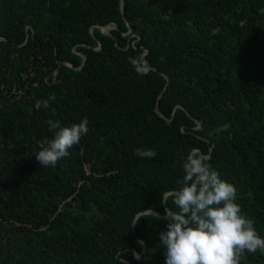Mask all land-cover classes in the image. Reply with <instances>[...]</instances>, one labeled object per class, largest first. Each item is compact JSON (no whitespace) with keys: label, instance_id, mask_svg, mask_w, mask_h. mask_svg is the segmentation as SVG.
Here are the masks:
<instances>
[{"label":"trees","instance_id":"trees-1","mask_svg":"<svg viewBox=\"0 0 264 264\" xmlns=\"http://www.w3.org/2000/svg\"><path fill=\"white\" fill-rule=\"evenodd\" d=\"M122 9L0 0V264H164L159 232L192 148L264 236V0ZM109 24L110 35L94 27ZM84 117L70 154L39 167L46 121ZM145 147L157 157L138 158ZM240 264H264V252Z\"/></svg>","mask_w":264,"mask_h":264},{"label":"clouds","instance_id":"clouds-1","mask_svg":"<svg viewBox=\"0 0 264 264\" xmlns=\"http://www.w3.org/2000/svg\"><path fill=\"white\" fill-rule=\"evenodd\" d=\"M55 99L50 96L38 101L35 107L48 109ZM52 113L55 114V109ZM46 123L53 135L33 155L39 167H55L88 134L89 121L84 117L65 126L49 118ZM135 155L154 159L157 152L145 147L138 148ZM209 160L197 148L183 157L184 174L172 193L177 210L165 209L166 230L159 232L164 264H240L246 252H264V236L237 202L236 187Z\"/></svg>","mask_w":264,"mask_h":264},{"label":"water","instance_id":"water-1","mask_svg":"<svg viewBox=\"0 0 264 264\" xmlns=\"http://www.w3.org/2000/svg\"><path fill=\"white\" fill-rule=\"evenodd\" d=\"M119 1H120L121 14H123L122 0H119ZM113 26H116V25H115V24H109V25H106V26H94V27L100 29L101 32H102L103 34H105V35H110L109 31L113 28ZM27 37H28V35H27ZM83 63H84V62H83ZM83 63H82V64H83ZM66 65H67L68 67H70V68H73V67H72L70 64H68V63H66ZM156 113H157L160 117H162V115L159 114V112H158L157 109H156ZM162 118H163V117H162ZM145 213H147V214H153V215H155V216L160 217V215H159L158 213L150 212V211H145V212H142V213H140V214L142 215V214H145ZM140 214H138V215H140ZM133 230H134V224H133ZM142 244H144V243L142 242ZM128 264H129V263H128Z\"/></svg>","mask_w":264,"mask_h":264}]
</instances>
